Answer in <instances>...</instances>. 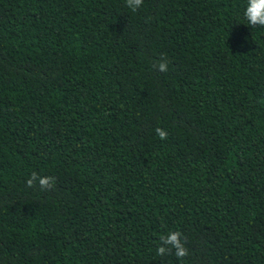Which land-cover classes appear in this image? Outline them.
<instances>
[{
	"label": "trees",
	"instance_id": "1",
	"mask_svg": "<svg viewBox=\"0 0 264 264\" xmlns=\"http://www.w3.org/2000/svg\"><path fill=\"white\" fill-rule=\"evenodd\" d=\"M245 4L0 0V264H264V27ZM169 231L182 260L157 253Z\"/></svg>",
	"mask_w": 264,
	"mask_h": 264
},
{
	"label": "clouds",
	"instance_id": "2",
	"mask_svg": "<svg viewBox=\"0 0 264 264\" xmlns=\"http://www.w3.org/2000/svg\"><path fill=\"white\" fill-rule=\"evenodd\" d=\"M143 4V0H125V6L132 12H136ZM243 16L247 25L253 27H264V0H246ZM153 67L161 73L168 71V61L162 55ZM155 134L162 140L167 139L168 133L161 127L155 128ZM27 187L39 186L42 191L51 190L55 186V177L49 175H40L33 171L25 181ZM160 246L157 253L160 256L174 254L178 260L188 256V249L185 247L180 231H169L167 235L160 236Z\"/></svg>",
	"mask_w": 264,
	"mask_h": 264
}]
</instances>
